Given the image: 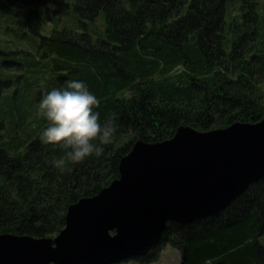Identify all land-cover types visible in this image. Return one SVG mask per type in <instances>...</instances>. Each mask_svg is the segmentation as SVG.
Wrapping results in <instances>:
<instances>
[{"label":"trees","instance_id":"16d2710c","mask_svg":"<svg viewBox=\"0 0 264 264\" xmlns=\"http://www.w3.org/2000/svg\"><path fill=\"white\" fill-rule=\"evenodd\" d=\"M3 27L26 45L0 48V232L57 235L139 138L264 116L263 0H0ZM69 79L87 82L116 130L101 154L57 166L67 149L42 141L35 106ZM167 227L123 261L150 263L172 243L181 264H264V176L218 213Z\"/></svg>","mask_w":264,"mask_h":264},{"label":"water","instance_id":"95a60500","mask_svg":"<svg viewBox=\"0 0 264 264\" xmlns=\"http://www.w3.org/2000/svg\"><path fill=\"white\" fill-rule=\"evenodd\" d=\"M119 177L68 206L55 236L0 232V264H116L156 246L169 222L228 206L264 176V116L172 136L137 139Z\"/></svg>","mask_w":264,"mask_h":264},{"label":"clouds","instance_id":"9594fccd","mask_svg":"<svg viewBox=\"0 0 264 264\" xmlns=\"http://www.w3.org/2000/svg\"><path fill=\"white\" fill-rule=\"evenodd\" d=\"M98 103L96 94L80 79H69L64 86L52 87L41 95L35 106L37 115L47 121L41 139L67 149L64 156L54 160L55 165L99 155L111 141L115 121L101 123L100 113L94 110Z\"/></svg>","mask_w":264,"mask_h":264},{"label":"rangeland","instance_id":"374dc122","mask_svg":"<svg viewBox=\"0 0 264 264\" xmlns=\"http://www.w3.org/2000/svg\"><path fill=\"white\" fill-rule=\"evenodd\" d=\"M264 2V0H263ZM46 28L45 32H48L51 28V23L49 21L45 22ZM95 24L94 22H92ZM91 24V25H93ZM0 32V48H5V49H14L16 47H21V49H25V41L18 39L16 36H14V33H10V31H6L4 27L2 28ZM130 91V90H129ZM121 96H127L129 95L128 91L120 92ZM48 236H55L53 234L48 235ZM181 258H182V251L176 246L173 245L172 243H167L165 246L162 248L161 253L159 257L150 262V263H141L140 261H135L134 259H128L127 261H122L116 264H181Z\"/></svg>","mask_w":264,"mask_h":264}]
</instances>
